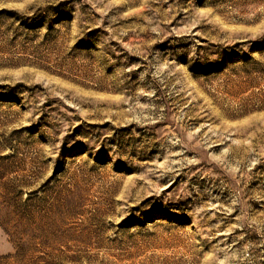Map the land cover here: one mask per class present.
Returning <instances> with one entry per match:
<instances>
[{"label": "rangeland", "instance_id": "1", "mask_svg": "<svg viewBox=\"0 0 264 264\" xmlns=\"http://www.w3.org/2000/svg\"><path fill=\"white\" fill-rule=\"evenodd\" d=\"M0 264H264V0H0Z\"/></svg>", "mask_w": 264, "mask_h": 264}]
</instances>
